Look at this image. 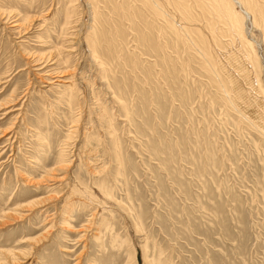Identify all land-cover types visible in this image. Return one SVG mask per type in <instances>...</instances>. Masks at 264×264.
I'll list each match as a JSON object with an SVG mask.
<instances>
[{"label":"rangeland","instance_id":"rangeland-1","mask_svg":"<svg viewBox=\"0 0 264 264\" xmlns=\"http://www.w3.org/2000/svg\"><path fill=\"white\" fill-rule=\"evenodd\" d=\"M255 2L0 0V264H264Z\"/></svg>","mask_w":264,"mask_h":264},{"label":"bare ground","instance_id":"bare-ground-1","mask_svg":"<svg viewBox=\"0 0 264 264\" xmlns=\"http://www.w3.org/2000/svg\"><path fill=\"white\" fill-rule=\"evenodd\" d=\"M213 1H214L215 5L217 6V10L221 13L223 20L226 22L225 25L228 24L229 31L231 32L230 34L235 37V41L240 43V46H242L246 52V47H247L249 41L247 40V37L245 35L244 22L246 23V21H245L246 18H248L249 16H253V19H252L253 23L258 24V21L260 19L259 14L261 15V13H260L261 10L260 9L258 10V7H257L258 3L256 4L255 0H234L236 2H239L244 8L242 10V13H240L236 9H234L230 0H213ZM215 9H216V7H215ZM215 13H214V15H215ZM223 20L221 19V22ZM13 23H14L13 27H15V28L21 27V22L19 23L17 20H15V21H13ZM223 25H224V23H223ZM245 57H247V60H248V62L251 63L252 67L258 64V61L256 59L254 60L251 57H249L247 55V53H246ZM63 76L64 75L62 74V75H59L57 77H63ZM259 81L260 80H258V82ZM8 112H12V111L10 110ZM8 112H5V114H8Z\"/></svg>","mask_w":264,"mask_h":264}]
</instances>
